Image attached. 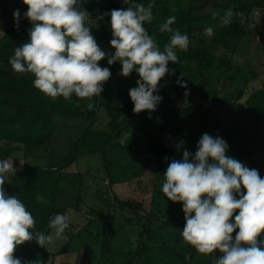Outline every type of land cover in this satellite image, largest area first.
Instances as JSON below:
<instances>
[{"label": "rangeland", "instance_id": "1", "mask_svg": "<svg viewBox=\"0 0 264 264\" xmlns=\"http://www.w3.org/2000/svg\"><path fill=\"white\" fill-rule=\"evenodd\" d=\"M3 1L9 2L10 0ZM85 1L82 0L81 6L89 13ZM115 1L98 0L99 11L105 15ZM163 1L165 0L142 2L145 6L149 3L153 5V26L160 25L164 20ZM221 1L223 3L232 2V0ZM191 2L196 14L203 16L196 22V25L214 28V25L219 23V20L212 19L214 11L223 13V10L216 6V0H192ZM169 3L171 7L178 5L187 9L189 0H169ZM128 6L130 3L120 2L117 9ZM86 24H96L97 30L101 26V23L98 21L96 23L91 17L86 21ZM252 26L259 33L251 35L248 39V48H245L243 53L240 52L234 56V60L237 62L234 65H228V62L218 64L220 62L219 57L224 56L228 59L232 56L222 47L214 52L217 57L212 63L204 59L205 54H200V57H197L190 46L187 51L177 49L179 62L182 64L189 62V68L184 72L179 67V63L170 62L168 68L170 73L174 72V75L168 74L160 81L158 95L163 99L158 106L160 107L164 103L166 93L167 98L171 100L169 109L167 111L162 109L147 111L141 115L128 117L123 124L119 139L115 140L116 143L113 140V144L108 146L106 150L96 149L92 145L86 146L84 153L79 155L61 176L58 172L52 171L53 177H48L42 169L45 166H52L54 162L58 163L65 156L69 149V146L65 145L66 137H60L57 139L58 141H55V149L52 155L54 160L51 157H45L43 150L38 151L40 149L34 150L35 153L38 151L36 154L34 151L14 153L13 156L17 159H23L27 167L26 173L18 174V182L15 183L14 195L18 199L21 200V197L17 196L19 190L16 184L22 185L25 191L28 186L27 182L31 179H35V182L44 183L43 190L55 191L56 204L53 203V206L50 204L45 209H43L39 198L38 203L35 202L34 198H30L32 200L30 212L36 221V225L48 218L51 219L56 213L67 215L70 225L59 239L46 245L45 248L39 246L33 239L18 245L14 256L20 258L23 264H89L91 261L93 264H99V261L108 259L109 253L105 249V241L108 237L111 243L112 257L117 262L124 261L131 257L136 250L139 242V230L146 220L143 217L140 221L137 219L130 220L129 218L136 215L129 214L117 207L120 200L128 199L142 202L145 209L153 210L155 217L152 219L153 239L147 238L146 242L152 246L151 254L157 253L160 246H163L164 250L168 249L163 251L167 254L166 256L163 254L159 258H155L157 264H170V261H178L177 264H182L179 255L184 256L187 264H213V259L222 255L218 250L214 254L203 255L192 246L190 248L191 253L186 252L188 244L181 236V230L185 224L182 204L168 201L162 192L163 174L167 169L164 164L168 166L172 159H182L184 148L195 153L199 139L204 133H208V126L213 121V113L210 111L219 110V108L217 110V103L219 102L217 96L221 99V109L225 110L234 103L249 102L254 93L264 88V44L260 45L261 41L264 42V10L256 9L254 11ZM3 32L4 23L1 19L0 8V39ZM194 35L195 37H189L193 48L200 45V40L206 41L209 45L213 37L206 36L204 31L195 32ZM155 40L160 43V40L156 38ZM97 44L102 50L111 54V47L106 44L105 36H101ZM158 45L162 50L165 44ZM204 60L206 61L203 62ZM205 67L207 71L202 73ZM243 68H246L245 71ZM182 75L187 88L181 87L177 83V77ZM166 79L167 84L165 83ZM123 83L118 74L112 75L109 92L114 107H119L118 100L121 93L125 96V92L130 87V83ZM164 84H171L172 88H165ZM204 94L208 95V99L204 98ZM168 113L169 117L175 119L173 126L176 125L177 128L184 125L187 141L179 150L176 145L180 141L179 139L176 140L174 136L179 137L180 133L176 130L175 134L169 136L164 132V127L168 126L170 122ZM219 115L220 126L217 134L221 137L225 115L223 111H219ZM108 122L107 112L101 109L98 112V121L93 128L91 137L101 140L102 134L103 136L109 135ZM163 140L167 141L164 146L162 145ZM119 141H121L122 147L117 145ZM5 145V141H0V146ZM2 147L0 148V158L4 157L1 153ZM166 157L167 159H165ZM154 160L161 162L159 168L144 169L146 164L153 163ZM246 165L249 168L257 169L260 176L264 178V152L261 147L246 162ZM14 176L10 175V181L16 180ZM60 178L64 182L62 183L63 193L59 197L57 192L61 186L58 184L61 181ZM5 185V191L8 194L7 184ZM36 191L38 193V190ZM52 212L54 213L50 217ZM236 214H238V210L234 216ZM234 216L232 222H234ZM169 218H172L173 222H170L169 226H164V221ZM50 219L44 228L37 230L45 235L54 234L55 230L49 227ZM108 229H110L109 235ZM235 234L234 231L233 237ZM259 239H264V233ZM144 263L147 262L144 261Z\"/></svg>", "mask_w": 264, "mask_h": 264}, {"label": "clouds", "instance_id": "2", "mask_svg": "<svg viewBox=\"0 0 264 264\" xmlns=\"http://www.w3.org/2000/svg\"><path fill=\"white\" fill-rule=\"evenodd\" d=\"M22 2L27 6L23 15L32 25L29 40L14 49L8 62L16 73L32 74L33 87L53 100L63 97L68 101L73 94L80 100L101 96L112 75L109 68L99 65L107 58L109 65L121 64L122 76L135 71L140 77L137 86L129 89L133 112L155 111L163 99L155 94L160 81L174 75L169 63H179L177 49L187 51L191 43L186 33L172 27L176 17L170 16L160 27V32L171 33L161 50L145 27L153 20V5L125 0L131 6L108 13L112 31L109 43L115 49L109 54L98 46L86 26L90 15L81 6L82 0ZM13 16L18 28L19 10ZM234 17H239L241 24L245 22L244 13L231 8L212 13V19L221 25L230 24ZM204 34L212 37L214 28L206 27ZM177 83L187 88L183 75L177 77ZM92 107L89 103L88 108ZM183 146L184 141L176 145L178 150ZM228 147L223 138L204 133L195 153L184 148L182 159L169 162L162 192L168 201L182 204V239L200 254L211 255L217 250L222 254L213 264H264V239H259L264 233V178L257 169L227 155ZM15 174L9 160H0V264H23L14 256L18 245L35 239L45 248L70 226L67 215L56 213L49 220L54 234L38 231L25 204L5 191L7 176Z\"/></svg>", "mask_w": 264, "mask_h": 264}, {"label": "trees", "instance_id": "3", "mask_svg": "<svg viewBox=\"0 0 264 264\" xmlns=\"http://www.w3.org/2000/svg\"><path fill=\"white\" fill-rule=\"evenodd\" d=\"M124 1L125 0H116L105 15L99 11L98 0L85 1L91 19L95 20L96 23L97 21L101 23L99 30L96 29V24H86V26L91 29V33L97 43L101 36H105L106 44L111 47L109 41L112 39V31L110 27V15H108V13H110L112 9H117L119 3ZM148 1L149 0H134L135 3H146ZM191 1L192 0H189L187 9L179 7L178 5L171 7L169 0L163 1V22L157 26H153L152 22L145 24L149 34L152 35L154 39L160 40V43L157 41L158 44H167L169 42L171 33L160 32V27L170 16L176 17V22L172 27L180 29L182 33H186L190 38L195 37V32L204 31V26L196 25V22L203 16L196 14L195 10H193L194 6ZM215 4L223 11L231 8L234 11L244 13L245 22L241 24L239 22V17H234L232 22L228 25H221L218 23L214 25L215 34L210 40L209 45H207L206 41L200 40L199 46L196 45L193 48V46H191L192 43H190L189 46L194 50V54H196L197 57H200V54H205L204 59L209 60L210 63L217 57L214 52L222 47L230 52L232 56L228 59L224 56L219 57L220 62H218V64L228 62V65H234V63H237L234 60V56L240 52L243 53L244 49L248 48V39L251 35L259 33L258 30L252 26L253 13L256 9L264 10V0H252L247 2L232 0L231 3H223L221 0H216ZM0 8L1 19L4 23V32L0 39V140L22 144L26 153L28 151L30 153L36 149L38 150L42 146H48L49 157L53 159L52 155L55 149V141H58L57 139L60 137H66L67 141L65 145L67 147L69 146L67 153L58 163L54 162L52 166H45L42 169L45 175H48V177L52 176V171H56L61 176L67 167L74 163L79 155L84 153L86 146L92 145V147L95 146L96 149L100 148L106 150L108 146L113 144V140L116 143L115 140L119 139L123 124L128 117L141 115L147 112L144 111L139 114L133 112L134 104L128 92L129 89L137 86L136 82L140 79L138 74L133 71L128 77L122 76L120 74L121 64L116 62L109 65L107 63V58L101 60L99 65L109 68L112 75L118 74L124 83H130V87L128 91L125 92V96L121 93L120 99L118 100L119 107H114L113 102L110 100L109 88L112 75L110 79L105 82L101 96L93 97L91 100H80L75 94H73L68 101L63 97H58L55 100L46 97L33 87L34 77L32 74H19L14 72L8 62L9 58L14 54V49L29 40L28 29H30L32 25L23 15L27 11V6L22 0H10L9 2L0 0ZM16 10H19L21 14L18 28L16 27L17 22L13 16V12ZM260 43V45L264 44L262 41ZM203 47L204 49H202ZM114 51L115 49L111 47V54L114 53ZM200 61L202 62V59H200ZM188 63L189 62L182 64V62H179V67L182 71L185 72L189 68ZM245 69L243 68V71H245ZM206 71L207 68L205 67L202 73H206ZM165 83L167 84V79ZM164 86L168 89L172 88L171 84H164ZM204 98L208 99V95L204 94ZM217 100L219 101L217 103V110L218 108L219 110L210 111V113H213L214 118L212 123L208 126V134L213 137L218 136L217 131L220 126L219 111H223L225 115V124L223 126L221 138H223L229 146L227 155L238 159L246 165V162L255 155L259 147H261V150L264 152V88L254 93L249 102H237L225 108V110L221 109V99H219L218 96ZM89 103L93 105L91 109L88 108ZM170 103L171 100L167 98L165 93L164 103L160 107L157 106L155 110L162 109L167 111ZM101 109H104L109 116V135L103 136L102 134L100 140L92 138L91 134H93V128L98 121V112ZM169 119V125L164 127V132L172 136L177 130L180 136H174L175 139H179V141H184V143H186L187 138L185 136L184 125L176 128V125L173 126V124H175V119L171 117H169ZM166 143V140L162 141L163 146ZM117 145L122 147L121 141H119ZM1 153H3L4 157H2L3 159L0 158V160H6L10 153H12V149L7 148ZM160 164L161 162L159 160H154L153 163L146 164L144 169H157ZM164 166L166 168L168 167L166 164H164ZM26 170L27 167L24 164L22 168L16 170L14 176L16 180L5 183L7 184L8 195H14L16 191L15 183L18 182L17 177L20 174L26 173ZM43 184L44 183L41 182H35V179H31L27 182L28 186L25 191L22 185L16 184L19 190L17 196L21 197V201L25 204L28 211H30L32 207V200H30V198L35 199L36 190L41 189L44 186ZM55 199L54 193L52 197V206L53 203H55ZM46 207L47 206L43 209ZM117 207L129 214L132 213L136 215L133 218H129L130 220L137 219L140 221L142 217L146 218V220L145 223H142L141 229L139 230V242L136 250H133V254L130 251L132 254L131 257L121 262L115 261L114 257H112L111 243L107 237L105 249H107L109 256L107 260L103 259L99 261V264H106L107 262H109V264H157L155 258H159V256L163 254L166 256L167 254L163 252L166 250H164L163 246L158 247L159 250L157 253L151 254L152 246L146 242L147 238L150 240L153 239L152 219H155L153 210L145 209L142 202L128 199L120 200ZM53 209L55 210V207ZM53 213L54 212L50 214V217ZM48 219L36 225V229L44 228V226L47 225ZM170 222H173L172 218L166 219V221H164V226H169L171 224ZM184 226L185 224H183V228ZM109 230L110 229H108V235L110 234ZM191 247V245H187L186 252L188 254L191 253ZM179 258L182 264H187L183 255H179ZM144 261L147 263H144ZM177 263L178 261H170V264ZM89 264H93V261Z\"/></svg>", "mask_w": 264, "mask_h": 264}, {"label": "crops", "instance_id": "4", "mask_svg": "<svg viewBox=\"0 0 264 264\" xmlns=\"http://www.w3.org/2000/svg\"><path fill=\"white\" fill-rule=\"evenodd\" d=\"M0 141H5L6 142V145L5 146H0V148L2 147V151L3 150H5V149H7V148H10V149H12V153H10V155L7 157V159L6 160H9L14 166H15V168H16V170L17 169H19V168H22L23 166H24V164H25V162H24V160L23 159H17V157H15V156H13V154L14 153H17V152H25L26 153V150H25V148H24V146L22 145V144H19V143H9L8 141H6V140H0ZM40 150H38V151H41V150H43L44 152H45V157H49V153H48V146H42L41 148H39ZM37 150V149H36ZM1 151V152H2ZM38 151L36 152V153H38ZM34 153H35V151H34ZM35 153V154H36ZM1 155V154H0ZM21 160H22V162H21ZM66 171V170H65ZM10 175H8L7 176V179H6V182H10ZM64 179V178H63ZM60 180L61 181H59V186H60V189H59V191L57 192L59 195V197L61 196V194L63 193V190H62V183L64 182V180H62L61 178H60ZM44 185V184H43ZM45 186V185H44ZM43 186V187H44ZM42 187V188H43ZM40 189V191H39V189H38V193H37V191H36V196H35V202H39L38 201V198H39V200H40V203L42 204V206L43 207H45V206H49L50 204H52V199L50 200L49 198H52L53 197V195H54V193H55V191H52V190H43V189ZM57 196V197H58ZM55 204H56V201H55ZM56 206V205H55ZM35 207V206H34ZM58 209H60V208H58Z\"/></svg>", "mask_w": 264, "mask_h": 264}, {"label": "built area", "instance_id": "5", "mask_svg": "<svg viewBox=\"0 0 264 264\" xmlns=\"http://www.w3.org/2000/svg\"><path fill=\"white\" fill-rule=\"evenodd\" d=\"M56 169V168H55Z\"/></svg>", "mask_w": 264, "mask_h": 264}]
</instances>
